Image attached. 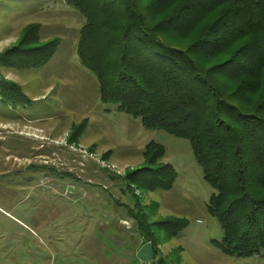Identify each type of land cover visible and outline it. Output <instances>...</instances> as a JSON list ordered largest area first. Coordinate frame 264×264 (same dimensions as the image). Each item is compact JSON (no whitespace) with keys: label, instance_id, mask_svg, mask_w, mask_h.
Listing matches in <instances>:
<instances>
[{"label":"trees","instance_id":"16d2710c","mask_svg":"<svg viewBox=\"0 0 264 264\" xmlns=\"http://www.w3.org/2000/svg\"><path fill=\"white\" fill-rule=\"evenodd\" d=\"M84 20L76 54L96 79L98 100L139 119L143 129L186 140L203 181L213 189L206 210L223 232L210 245L228 257L264 252V0H64ZM38 23L22 28L0 52V68L46 65L60 39L41 41ZM0 98L28 102L21 87L0 79ZM87 120L71 126L78 143ZM109 155V153L107 154ZM162 145L142 151L143 166L126 170L127 188L169 191L175 173ZM157 209V205L153 204ZM157 258L155 229L173 239L183 218L149 223L139 200L127 209Z\"/></svg>","mask_w":264,"mask_h":264},{"label":"rangeland","instance_id":"374dc122","mask_svg":"<svg viewBox=\"0 0 264 264\" xmlns=\"http://www.w3.org/2000/svg\"><path fill=\"white\" fill-rule=\"evenodd\" d=\"M83 22L64 0H0V52L30 23L41 26V41L60 39L44 66L0 68V79L18 84L28 98L16 107L0 98V264H145L136 257L142 239L127 216L136 200L149 223L187 220L173 239L154 230L157 258L166 264H264V252L228 257L210 245L223 238L206 210L214 191L186 140L145 130L139 119L99 102L96 79L76 54ZM84 119L78 143L69 144L71 126ZM151 141L164 147L161 162L173 168L174 185L132 193L122 176L143 166Z\"/></svg>","mask_w":264,"mask_h":264},{"label":"water","instance_id":"95a60500","mask_svg":"<svg viewBox=\"0 0 264 264\" xmlns=\"http://www.w3.org/2000/svg\"><path fill=\"white\" fill-rule=\"evenodd\" d=\"M136 257L145 264H149L154 257L151 243L148 242L143 244L137 251Z\"/></svg>","mask_w":264,"mask_h":264},{"label":"crops","instance_id":"0c3cea01","mask_svg":"<svg viewBox=\"0 0 264 264\" xmlns=\"http://www.w3.org/2000/svg\"><path fill=\"white\" fill-rule=\"evenodd\" d=\"M144 243L142 242L140 246H142Z\"/></svg>","mask_w":264,"mask_h":264}]
</instances>
